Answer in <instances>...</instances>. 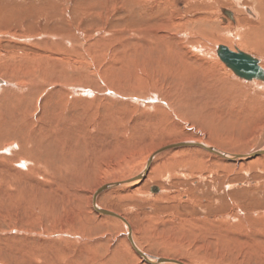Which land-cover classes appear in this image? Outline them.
Returning a JSON list of instances; mask_svg holds the SVG:
<instances>
[{
  "label": "rangeland",
  "instance_id": "rangeland-1",
  "mask_svg": "<svg viewBox=\"0 0 264 264\" xmlns=\"http://www.w3.org/2000/svg\"><path fill=\"white\" fill-rule=\"evenodd\" d=\"M245 2L255 6L253 1ZM234 6L229 0H0V153H4L0 154V218H5L0 220V264H152L129 250L126 228L97 214L90 198L97 186L111 182L114 177L115 180L137 177L143 172L150 152L164 143L203 139L232 153L247 152L259 144L264 124L262 128L256 123L233 128L226 119L223 123L215 122L207 109L201 111L191 102L192 89L196 87L176 86L177 80L171 78L170 71L162 70L176 66L166 57L162 59L167 51L164 41L157 46L152 44L161 36L168 39L167 48L173 45L170 38L183 42L182 47L177 43L174 47L201 56L219 73V79L213 76L209 81L235 85L233 92L236 89L238 92L234 94L241 100L235 99L230 106L240 110L243 102L262 88L236 77L216 54L219 45L236 49L241 42L238 26L222 23L225 16L222 11H233ZM247 19L240 17L243 22ZM136 44L138 49L142 45L146 48L133 56ZM176 52L182 54L183 50L177 48ZM251 54L263 59L264 64L263 56ZM24 79L33 85L25 89L15 86ZM139 80L152 86L151 89L158 86L151 93L138 91ZM36 87L46 93L36 92ZM50 90L53 93L47 92ZM153 96L158 102L150 100ZM215 101L214 108L221 106L219 100ZM52 135L63 141L69 161L78 170L69 172L65 180L53 176V172L50 175L47 166L45 169L35 163L29 165L34 170L23 169V175L9 172L11 166L17 167L15 158L22 155L42 154L44 158L40 160L46 162L50 154H46V142L41 141ZM10 143H14L11 150L4 149ZM50 158L54 168L58 162L52 155ZM249 165L245 162L241 167L197 147L172 150L157 156L139 184L106 190L97 203L125 217L139 247L154 258L169 256L185 264H247L241 254L245 250L237 245L227 247L212 230L226 224H245L250 230L232 229L243 237L246 231L257 228L252 217L263 214L264 218V167L261 164L249 168ZM40 182L46 184L47 199L55 201L57 210L61 209L53 215L44 211L51 213L48 209L51 204L42 201L45 190L36 191ZM9 183H14L17 193L24 192L25 187L36 195L39 192L32 203L35 205L22 203L21 207L14 202L12 207L8 201L13 197ZM154 187L157 190L153 191ZM202 224L206 225L203 230H209L208 235L204 233L206 236L199 229L204 227ZM181 226L189 228V238H179ZM152 237L182 242L185 253L164 255L167 253ZM231 249L235 252L229 254Z\"/></svg>",
  "mask_w": 264,
  "mask_h": 264
},
{
  "label": "bare ground",
  "instance_id": "bare-ground-1",
  "mask_svg": "<svg viewBox=\"0 0 264 264\" xmlns=\"http://www.w3.org/2000/svg\"><path fill=\"white\" fill-rule=\"evenodd\" d=\"M229 1H233L234 2V7L233 8V11L229 10V9H224V11H222L225 16L222 18L223 19V24L224 22H226L227 24H230V25H233V24H236L239 28V30L237 31L238 34L237 36L241 39V42L240 44L238 45V48L236 47L233 48L231 46H228L226 44L224 45H219V46H226L228 47L230 50L236 52L237 49L244 52V53H247L253 57H255L254 55H252L251 53H255L259 56H263L264 57V0H250V1H253L254 2V5L255 6H251L250 4L248 5L245 1H248V0H229ZM236 14V15H235ZM238 16V17H237ZM241 16H247V20L245 22H243L242 20H240V17ZM210 19V18H209ZM218 20V19H217ZM211 21V20H210ZM221 21V20H220ZM252 21V22H250ZM254 22V23H253ZM225 23V24H226ZM224 24V25H225ZM220 25V24H219ZM217 25V26H219ZM204 28V26H203ZM212 28L215 30V26ZM237 28V27H236ZM219 30V29H218ZM234 31V29H232ZM211 31V30H210ZM217 31V30H216ZM215 31V32H216ZM220 31V30H219ZM236 31V29H235ZM158 32V31H157ZM147 33V32H146ZM236 33V32H235ZM205 34V33H203ZM228 34V33H226ZM219 35V34H218ZM224 35V34H223ZM221 36V35H220ZM150 38V37H149ZM178 38V37H177ZM220 39V38H219ZM67 40V39H66ZM168 39L164 36H161L160 38H157V40L153 41L152 44H156V46L158 45V42H163V46L166 47L167 51L164 55V57H162V59H164L165 57L171 61H173L174 63H176V66H174L175 68H170L168 69L167 67H162V70H165V71H170V75H171V78L172 79H175L177 80L175 82V85L176 86H179V85H187V87H189L190 89H192V86L193 87H196L197 91L192 89L194 91V94H192V98H191V102H194L193 105L196 107L198 106V109H200L201 111H206V109L208 110V115L209 116H213V118H215V122L218 123V121L220 123H223L224 120L226 119L228 121V126L229 127H233V128H236V127H245V125L248 124H254L256 123L257 126L259 124V127H261V125L264 124V80H260V79H252L250 81L248 80H245V81H248V82H251L255 85H258V86H261L262 88V91H259L255 96H251L250 98H248V100H245L243 102L244 105L241 106L240 110L237 109V107H231L230 103L233 102V101H238V100H241L239 98H237L234 94L235 92H238L236 89H235V92H233L234 89H232L233 87H235V85L233 83H222L221 85V82L219 81L218 83H213L211 81H209V79H211V77L213 78V76L216 78V79H219V73L216 74L212 68L210 67V65L205 61L204 58H202L201 56H195L194 53H192L191 51L190 52H187L188 50L185 48V49H182L181 47L183 46L181 43H178L180 41L174 39L173 38H170V41H171V44L173 43L172 46L168 47L167 48V41ZM234 40V39H233ZM239 40V39H237ZM61 41V40H60ZM69 41V40H68ZM173 41V42H172ZM224 41V40H223ZM222 41V42H223ZM67 42V41H66ZM145 42V41H144ZM168 42V41H167ZM230 42V41H229ZM53 43V42H52ZM58 43V42H57ZM148 43V42H147ZM177 43V44H180L179 46L181 47H177L178 49H181L183 50V53L182 54H177V52L175 53V48L174 47V44ZM221 43V42H220ZM176 44V46H177ZM219 44V43H218ZM222 44V43H221ZM233 44V43H232ZM62 45V43H61ZM139 44H136L135 45V48L133 49L134 52H132L133 56H135L136 54H139L140 52H142V50H144L146 48V46L142 45V46H139L141 48H137ZM236 45V44H235ZM155 46V45H154ZM186 46V45H185ZM218 46V48H219ZM148 49V47H147ZM151 49V48H150ZM60 50V48H59ZM125 50V49H124ZM58 51V50H57ZM65 52V51H64ZM67 52V51H66ZM150 52V50H149ZM104 53V52H103ZM148 53V52H147ZM202 53V52H201ZM131 54V55H132ZM203 54V53H202ZM216 54L218 56V59L221 60V58L219 57L218 55V52L216 51ZM51 55V54H50ZM115 56V55H114ZM122 56V55H121ZM126 56V55H125ZM151 56V54H150ZM154 56V55H153ZM159 56V55H158ZM216 56V57H217ZM103 57V56H102ZM131 57V56H130ZM161 57V56H159ZM55 58L56 55H55ZM54 58V59H55ZM59 58V57H58ZM118 58V57H117ZM256 59L259 60V66L264 70V64H263V59L261 58H258V57H255ZM62 59V58H61ZM96 59V58H95ZM154 59V58H153ZM156 59V58H155ZM165 60V59H164ZM192 60H196L193 62V65L191 64V61ZM219 60V61H220ZM48 61V60H47ZM64 61V60H63ZM94 61V59L92 60ZM96 61H99L98 58ZM139 61V60H138ZM62 62V61H61ZM162 62V61H161ZM221 62L223 63V61L221 60ZM39 63V62H38ZM37 63V65L40 67V65ZM52 63V62H51ZM59 63V62H58ZM63 63V62H62ZM101 63V62H100ZM140 63V62H139ZM160 63V62H159ZM34 64V63H33ZM55 64V63H54ZM97 64V63H96ZM147 64V63H146ZM224 64V63H223ZM100 65V64H99ZM194 65H197L194 66ZM12 66V65H10ZM24 66V65H23ZM46 66V65H45ZM67 66V65H66ZM110 66V65H109ZM198 66H200L201 68L199 69ZM224 66H226L224 64ZM37 67V66H35ZM68 67V66H67ZM96 67V66H95ZM227 67V66H226ZM10 68V67H9ZM43 68V67H42ZM106 68V67H105ZM218 68V67H217ZM228 68V67H227ZM33 69V68H32ZM49 69V68H48ZM67 69V68H66ZM65 69V71H66ZM127 69V68H126ZM136 69V68H135ZM230 69V68H229ZM44 70V69H43ZM52 70V69H51ZM57 70V69H56ZM63 70V69H62ZM231 70V69H230ZM35 71V70H34ZM86 71V70H85ZM141 71V70H140ZM213 71V72H212ZM220 71V70H219ZM25 72V71H24ZM36 72V71H35ZM42 72V71H41ZM46 72V70H45ZM69 72V71H68ZM67 72V73H68ZM72 72V71H71ZM155 72V71H154ZM230 72H233L232 70ZM33 73V72H32ZM66 73V72H65ZM102 73V72H101ZM106 73V72H105ZM168 73V74H169ZM225 73V72H224ZM228 73V72H227ZM234 73V72H233ZM35 74V73H34ZM42 74V73H40ZM72 74V73H71ZM70 74V75H71ZM100 75V73H98ZM221 74V72H220ZM226 74V73H225ZM29 75V74H28ZM52 75V73H51ZM65 75V74H64ZM92 75V74H91ZM147 75V74H146ZM235 75V73H234ZM10 76V75H9ZM48 76V75H47ZM66 76V75H65ZM95 76V75H94ZM140 76V72L138 73V77ZM228 76V74H227ZM226 76V77H227ZM236 76V75H235ZM80 77V76H79ZM238 77V76H236ZM35 78V77H34ZM33 78V79H34ZM148 78V77H147ZM231 78V77H229ZM228 78V79H229ZM240 78V77H238ZM31 79V78H30ZM32 79V80H33ZM37 79V78H36ZM41 79V78H40ZM57 79L59 80V78L57 77ZM65 79V78H64ZM64 79H62L63 81H65ZM73 79V78H72ZM140 79V77L138 78ZM223 79V77H222ZM242 79V78H241ZM44 80V79H43ZM46 80V79H45ZM55 81V82H59V81ZM61 80V79H60ZM61 80V81H62ZM113 80V79H112ZM6 81V80H5ZM8 81V80H7ZM34 81V80H33ZM42 81V80H41ZM48 80H46L47 82ZM95 81V80H94ZM110 81V80H108ZM244 81V79H243ZM50 82V81H49ZM71 82V81H69ZM68 82V83H69ZM77 82V81H76ZM138 82V81H137ZM142 80H139V87L140 88H137L138 91L140 90H144L145 92H152L153 89H156L157 86H154L153 89L152 86H149V85H145L143 83H141ZM224 82V81H223ZM2 83V82H1ZM0 83V84H1ZM6 83V82H5ZM11 83V82H10ZM52 83V82H51ZM63 83V82H62ZM78 83V82H77ZM107 83V82H106ZM109 83V82H108ZM12 84V83H11ZM37 84V83H36ZM82 84V82H81ZM80 84V85H81ZM241 84V83H240ZM243 84V83H242ZM30 85H33L29 80H19L17 81V83L15 84V86H20L21 89H25L27 88V86L29 87ZM39 85V84H38ZM49 85V84H48ZM51 85V84H50ZM63 85V84H62ZM66 85V84H65ZM92 85V84H91ZM99 85V84H98ZM41 86V85H40ZM52 86V85H51ZM112 86V85H111ZM115 86V85H114ZM113 86V87H114ZM118 86V85H117ZM241 86V85H240ZM253 86V85H252ZM7 87V86H5ZM4 87V88H5ZM9 87V86H8ZM11 87V86H10ZM33 87V86H31ZM47 87V86H45ZM89 87V86H88ZM151 87V88H150ZM216 87V88H214ZM219 87V88H218ZM248 87V86H247ZM3 88V87H2ZM30 88V87H29ZM37 89L36 92H43V94H45L46 92L43 91L44 89H42L41 87H36ZM48 88V87H47ZM93 88V86H92ZM115 88V87H114ZM218 88V89H217ZM243 88V87H242ZM16 89V88H15ZM66 89V88H65ZM175 90H178V88H174ZM173 89V90H174ZM253 89V88H252ZM258 89V88H257ZM59 90V89H58ZM57 90V91H58ZM251 90V89H250ZM21 91V90H20ZM84 91H90V90H86L84 89ZM94 91V90H93ZM135 91V90H134ZM154 91V90H153ZM157 92V90H155ZM28 92H31V89L30 91ZM45 92V93H44ZM47 92H52V90L50 91H47ZM63 92V91H62ZM95 92V91H94ZM256 92V91H255ZM53 93V92H52ZM52 93H51V96H52ZM58 93V92H57ZM88 94L90 92H87ZM136 93V92H135ZM134 93V94H135ZM138 93V92H137ZM140 93V92H139ZM138 93V94H139ZM248 93V91H247ZM245 92V95L247 94ZM55 94V93H54ZM60 94V93H59ZM91 94V93H90ZM94 94V93H93ZM92 94V95H93ZM97 94V93H96ZM95 94V95H96ZM35 95V94H34ZM41 95V94H40ZM50 95V94H49ZM48 95V96H49ZM57 95V94H56ZM239 95H240V92H239ZM237 95V96H239ZM252 95V94H251ZM44 96V95H43ZM134 96V95H133ZM191 96V95H190ZM189 96V97H190ZM242 96V93L241 95ZM5 97V96H4ZM25 97V96H24ZM63 97V96H62ZM60 98L62 99L63 102H65V98ZM145 97V96H144ZM235 97V98H234ZM246 97V96H245ZM32 98V97H31ZM58 98V97H57ZM73 98V97H72ZM112 98V97H111ZM141 98V97H140ZM215 100H219L218 103L221 104V106H225L226 109H221V106H217L216 108H214V99ZM4 99V98H3ZM33 99V98H32ZM37 99V98H36ZM41 99V98H40ZM142 99V98H141ZM236 99V100H235ZM244 99V98H242ZM2 100V99H1ZM21 100V99H20ZM50 100H53V99H50ZM150 100L152 102H158V98L157 97H151ZM174 100V99H173ZM181 100V99H180ZM187 100V99H185ZM55 101V100H54ZM74 101V100H72ZM188 101V100H187ZM243 101V100H242ZM23 102V101H22ZM48 102V101H47ZM61 102V101H60ZM76 103V101H74ZM73 102V103H74ZM78 102V101H77ZM98 102V101H97ZM216 102V101H215ZM52 103V102H51ZM54 103V102H53ZM52 103V105H53ZM79 103V102H78ZM144 103V102H143ZM176 103V102H175ZM16 104V103H15ZM21 104V103H20ZM48 104V103H47ZM58 104V103H57ZM62 103H60L59 105L61 106ZM241 104V102H240ZM6 105V104H5ZM65 105V104H64ZM80 105V104H79ZM183 105V104H182ZM17 106V105H16ZM49 106V105H48ZM55 106V105H54ZM63 106V105H62ZM71 106V105H70ZM78 104L76 105V108H77ZM46 107V106H45ZM73 106H71L70 108H72ZM79 107V106H78ZM178 107V106H177ZM231 107V108H230ZM4 108V107H3ZM43 108V107H42ZM57 108V107H56ZM55 108V109H56ZM60 108V107H58ZM62 108V107H61ZM44 109V108H43ZM49 109V108H48ZM51 109V107H50ZM63 109V108H62ZM78 109V108H77ZM100 109V108H99ZM216 109V110H214ZM58 110V109H57ZM60 110V109H59ZM79 110V109H78ZM80 110L81 107H80ZM27 111V110H26ZM45 111V110H44ZM48 111V110H47ZM46 111V112H47ZM50 111V110H49ZM70 111V110H69ZM73 110H71L72 112ZM76 111V109H75ZM45 112V113H46ZM54 112V110H53ZM56 112V111H55ZM58 112V111H57ZM60 112V111H59ZM70 112V113H71ZM82 112V111H80ZM93 112V111H92ZM3 113V112H2ZM48 113V112H47ZM51 113V112H50ZM49 113V115H50ZM75 113V112H74ZM34 114V113H33ZM56 114V113H55ZM69 114V113H68ZM76 114V113H75ZM79 114V112L77 113ZM15 115V113H14ZM43 115V114H42ZM48 115V114H47ZM52 115V114H51ZM62 115V114H61ZM61 115H57V116H61ZM53 116V115H52ZM70 116V115H69ZM83 115H81V119L83 118L82 117ZM45 118H47L46 116H44ZM68 117V116H67ZM9 118V117H8ZM70 118V117H69ZM75 118V117H74ZM77 118V117H76ZM80 118V117H79ZM196 118V117H195ZM28 119V118H27ZM50 119V118H49ZM78 119V118H77ZM132 119V118H131ZM46 120V119H45ZM50 120H53L52 118ZM55 120V119H54ZM59 120H60V117H59ZM58 120V121H59ZM68 120V119H67ZM41 121V120H40ZM57 121V119H56ZM65 121V120H64ZM75 121V120H74ZM31 122V121H30ZM45 122V121H44ZM73 122V120H72ZM75 122H78V120H76ZM263 122V123H262ZM47 123V122H46ZM45 123V124H46ZM57 123V122H55ZM48 124V123H47ZM60 124V123H59ZM71 124V123H69ZM76 124V123H75ZM219 124V123H218ZM26 125V124H25ZM74 125V124H73ZM52 126V125H51ZM62 126V125H61ZM61 126L59 128H61ZM66 126V125H65ZM78 126V125H77ZM223 126V125H222ZM253 126V125H252ZM89 127V126H88ZM226 127V126H225ZM247 127V126H246ZM64 128V127H63ZM67 128V127H66ZM65 128V130H66ZM79 128V127H78ZM262 128V127H261ZM57 129V128H56ZM111 129V128H110ZM259 129V128H258ZM9 130V129H8ZM231 130H234V129H231ZM75 131V130H74ZM106 131V130H105ZM229 131V130H228ZM264 131V130H263ZM43 132V131H42ZM44 132L46 133L47 131L44 130ZM43 132V133H44ZM67 132V131H66ZM37 133V132H36ZM59 134V133H58ZM71 134V131L70 133ZM76 134V133H75ZM263 135L261 136V141L259 142V144H256L254 145V147H252L249 151L247 152H243V153H232V152H228L227 151H224L222 148L218 147V146H215V145H212L208 142H206L205 140L203 139H177V140H174L173 142L171 143H164L163 145H160L158 148L156 147L155 149H153L149 156L147 157V160L146 162L144 163V168H143V172L140 173L137 177H134V178H131V180L133 179V181L131 183H128V184H124L122 186L125 187H131V186H134V185H137L139 184L140 180L139 178L142 176L143 173H145V171L147 170V172L150 170L151 166L154 164V162L156 161L157 159V156H160V154H165L167 153L168 151H171L172 150H177L178 149H184V148H188V147H191L189 145H201V147H197L195 146V148H200L201 150H204L206 152H208L209 154H212L214 156H217V158H221L225 161H229V162H235L237 164H240V166L242 167L245 162H249L250 165H249V168H252L253 166L256 167V166H260L261 164L263 165L262 167H264V133H262ZM48 132L45 136H48ZM51 135V134H50ZM44 136V135H42ZM53 136V135H52ZM71 136V135H69ZM113 136V135H112ZM28 137V136H27ZM33 136H31L32 138ZM38 137V135H37ZM49 136V138L47 139L46 137L42 138L44 141H41V142H46V147H47V151H46V154H50L48 156L51 157L52 155V158H55L58 162V164H56V166L53 168V164H52V167H51V160L49 161V159H51L50 157H48L46 160V162H42L40 159V157H43L42 154L38 156H35V157H32V156H29L28 154L26 155H22V156H19L17 158H15L14 161H16V164H17V167L14 168V167H10L9 168V172L12 173V174H15V175H20L22 174L23 175V169H30L31 167H29L30 164H33L34 163L36 164V166L38 165H42L43 168L46 169V166L51 175V172L53 176H60V178H63V180H65L64 178L69 174V172H71L73 169L74 170H78L74 165L73 161H69L68 159V153L69 151L65 150V146L63 144V141L60 140V138H57L56 136H53L51 137ZM39 139V138H37ZM26 140V138H25ZM72 140V139H71ZM10 141V140H9ZM82 141V140H81ZM6 142V141H5ZM36 142V141H35ZM34 142V143H35ZM37 143V142H36ZM35 143V144H36ZM78 143V142H77ZM14 143H10L8 145H5L4 146V149H7L8 151L11 150L10 149V146L13 145ZM21 144V143H20ZM24 144V143H23ZM75 144V143H74ZM17 145V144H16ZM73 145V144H72ZM27 146V144H26ZM38 146V144H37ZM36 146V147H37ZM44 146V145H43ZM77 146V145H76ZM194 146L192 147L194 149ZM23 147V146H22ZM41 147V145H40ZM45 147V146H44ZM52 147H54L52 149ZM17 148V147H16ZM19 149V148H18ZM39 149V148H38ZM45 149V148H44ZM70 149V148H69ZM46 150V149H45ZM188 150V149H187ZM192 150V149H191ZM198 150V149H197ZM36 151V150H35ZM100 151V150H99ZM15 153V152H14ZM0 154H4V153H0ZM247 156V157H246ZM236 158L235 161H231L232 158ZM241 157V158H239ZM12 158V157H11ZM44 158V157H43ZM230 159V160H229ZM183 161V160H181ZM185 161V160H184ZM56 162V163H57ZM185 163V162H184ZM3 168V167H1ZM240 168V167H239ZM256 169V168H255ZM31 170H34L33 168H31ZM7 171V170H6ZM44 171V170H43ZM83 171V170H82ZM8 172V171H7ZM28 172V170H27ZM44 173V172H43ZM31 174V173H30ZM37 174V173H36ZM45 174V173H44ZM43 174V175H44ZM79 174V173H78ZM81 174V173H80ZM38 175V174H37ZM36 175V176H37ZM119 175V174H118ZM3 178L5 177L4 175H2ZM42 177V176H41ZM44 177V176H43ZM124 176H122L123 178ZM1 178V177H0ZM55 178V177H53ZM116 179V177H114ZM5 179V178H4ZM15 179V178H14ZM38 180V178H36ZM58 179V178H56ZM55 179V180H56ZM74 179V178H73ZM110 180L111 182H108V183H101L99 186H97L98 188L96 189V191L92 194L90 200H91V205H92V208L94 209V211L96 210L95 209V204L94 202L96 203V208H102L98 203V197L101 196V195H98V191L104 187V186H107V185H110V184H114V183H117V182H125V181H128L127 180H122V179H117V180ZM11 180V179H10ZM54 180V181H55ZM61 180V179H59ZM72 180V179H71ZM130 180V179H129ZM1 181V180H0ZM19 181V180H18ZM103 181V180H102ZM108 181V180H107ZM65 182V181H64ZM105 182V181H104ZM16 183V182H15ZM59 183V182H58ZM71 183V182H70ZM69 183V185H70ZM4 184V183H3ZM8 184V183H7ZM19 184V182H18ZM66 184V183H65ZM2 185V183H1ZM16 185V184H15ZM67 185V184H66ZM68 185V189H69V186ZM37 186V185H36ZM21 187V186H20ZM24 187V186H23ZM66 187V186H65ZM153 187V186H152ZM6 188V186H5ZM8 188V187H7ZM36 188V187H35ZM46 184H43V183H38V187L36 188V191H43V196H42V201L43 202H46L47 205H49L48 209L51 211V213L46 209L44 210L45 212H47L48 214H51L53 215L56 210H57V206L56 204L54 203L55 201H50L47 199L46 195H44L45 193H48V191L46 190ZM15 186H14V183H9V190L10 192H13V197L11 199H8V201L10 202V205L12 207H14L13 203L15 202V204H17L18 206L21 205L22 207V203L25 204V205H28L30 204V206H34L35 204H32L34 203V199L37 200V197L39 196V192H37V195L34 191L30 190L29 188H22L24 189V192L22 190V192H16L17 190H15ZM64 189V188H63ZM71 189V188H70ZM69 189V190H70ZM66 190V189H65ZM151 190V189H150ZM18 191H20L18 189ZM75 191V190H74ZM69 192V191H68ZM3 193V192H2ZM5 193H6V189H5ZM4 194V193H3ZM158 194V193H157ZM69 195V194H68ZM12 196V195H11ZM70 196V195H69ZM64 198V196H63ZM55 199V198H54ZM53 199V200H54ZM77 201V200H76ZM8 202V203H9ZM40 202V201H39ZM59 202V200H58ZM62 204V203H61ZM7 205V204H6ZM72 205V204H71ZM29 206V205H28ZM46 206V205H45ZM9 207V205H8ZM36 207V206H35ZM52 207V208H51ZM62 207V206H61ZM17 208V207H16ZM45 208V207H44ZM60 208V206H59ZM28 209V208H27ZM34 209V208H33ZM36 209V208H35ZM41 209V208H40ZM104 209V208H102ZM59 210V209H58ZM57 210V211H58ZM61 210V209H60ZM59 210V211H60ZM107 210V209H105ZM32 211V210H30ZM29 211V213H30ZM110 211V210H109ZM43 212V211H42ZM41 212V213H42ZM96 212V211H95ZM114 212V211H112ZM235 212V211H234ZM28 213V212H27ZM33 213H36L33 212ZM97 213V212H96ZM116 213V212H115ZM39 214V213H37ZM57 214V213H56ZM101 216H103L105 219H108V220H111V221H118L122 224L123 227L126 228L127 230V239H128V242H129V250L132 249L137 255L138 257L142 258L144 260V262L146 261L147 263H150L148 262L147 259H145L144 257H142L137 251H140L141 253H143L144 255H148L147 257H152L154 258L153 256L147 254L144 252V250L141 248V246L139 247V244L136 242V239H135V236L133 234V228L131 226V224L129 223V221L126 219V221H128L129 224H125L123 221H121L120 219L118 218H115V217H110V216H105L103 215L102 213H97ZM118 214V213H117ZM241 214V213H240ZM27 215V214H26ZM32 215V213H31ZM58 215V214H57ZM120 215V214H119ZM263 215V214H262ZM260 216V214L256 217H252L254 218V223L256 224L257 228L254 230V231H246V235L243 236L244 239H241L243 237H238V235L236 234V232H234L232 229L235 227V229H239V228H243L244 230H250V228L248 229V227L244 224H226L225 226L223 227H215L212 231L222 239L223 243L227 246V247H230L232 245H237V247H239L240 249L242 250H245V251H242L239 252L242 254V260L243 262H247V264H264V218L263 216ZM30 216V215H28ZM45 217V215H43ZM122 216V215H121ZM250 216V215H249ZM31 217V216H30ZM38 217V216H36ZM123 217V216H122ZM32 218H34V216H32ZM31 218V219H32ZM40 218V217H39ZM38 218V220H39ZM50 218V217H49ZM237 218V217H236ZM251 218V220H252ZM42 219V217H41ZM40 219V220H41ZM243 219V218H242ZM0 220L4 221L5 218H0ZM16 220V219H14ZM37 220V219H36ZM53 220V219H52ZM67 220V218H66ZM73 220V218H72ZM71 220V221H72ZM27 221V220H26ZM31 220H29L30 222ZM42 221V220H41ZM41 221H37V222H41ZM253 221V220H252ZM251 221V222H252ZM16 222V221H15ZM23 222V221H22ZM34 222V221H33ZM62 222V220H61ZM67 222V221H66ZM250 222V220H249ZM31 223V222H30ZM35 223V222H34ZM32 223V224H34ZM69 223V222H68ZM71 223V222H70ZM205 223V222H204ZM253 223V222H252ZM253 223V224H254ZM250 224V223H249ZM72 225V224H71ZM204 225V227H198L199 229H201V231H204L203 234L205 233L206 235H208L207 232H209V230L206 228L205 230H203L205 228V224H202ZM243 227H241V226ZM248 225V224H247ZM28 226V225H27ZM251 225H249L250 227ZM252 227V226H251ZM186 228V227H185ZM184 228V226H181L179 227L178 229V236L179 238H181V236H184L185 238H189L190 235V232L188 231L189 228H187V230ZM191 231L193 230V228L190 229ZM198 230V229H197ZM196 231V230H195ZM200 231V233H201ZM211 231V230H210ZM189 232V234L187 233ZM196 233V232H195ZM198 233V232H197ZM212 233V232H211ZM240 233V232H239ZM192 234L196 236V234H194V231H192ZM204 234V236H206ZM241 234V233H240ZM211 236H213L212 234H210ZM244 235V231H243V234ZM149 238V237H148ZM240 238L239 240L236 241V239ZM155 238L152 237V240H154ZM156 242H159L158 244L161 245L162 249H163V252H166L167 254H164V255H180L181 253H185V249L183 247V244L179 243V242H171V240L169 239H163L161 237H157L156 239ZM236 241V242H235ZM127 242V243H128ZM239 242V243H238ZM218 246V245H216ZM51 248V247H50ZM98 248V246H97ZM209 248V247H208ZM154 249V248H153ZM32 250V249H31ZM137 250V251H136ZM132 251V252H133ZM237 251V250H236ZM181 252V253H180ZM210 252V250H209ZM221 252V251H219ZM235 251H233L232 249L230 250L229 254H232L234 253ZM131 253V252H130ZM136 255V256H137ZM191 255V254H190ZM234 255V254H233ZM239 255V254H238ZM58 256V255H57ZM239 257V256H238ZM159 258H164V259H167L168 260V263H159V264H174L175 262H180V263H183V261L179 260V259H176V258H173V257H159ZM141 259V260H142ZM65 260V259H64ZM66 261V260H65ZM242 262V263H243ZM185 264V263H183Z\"/></svg>",
  "mask_w": 264,
  "mask_h": 264
},
{
  "label": "water",
  "instance_id": "water-1",
  "mask_svg": "<svg viewBox=\"0 0 264 264\" xmlns=\"http://www.w3.org/2000/svg\"><path fill=\"white\" fill-rule=\"evenodd\" d=\"M218 55L221 58V60L223 61V63L228 68H230L235 73L236 76H238L244 80H248V81H250L254 78L264 80V70L259 66V60L256 59L255 57H253L247 53H244L238 49L236 52H234L226 46H219ZM189 146L193 147L194 145H189ZM195 146L201 147V145H195ZM239 158H241V157H239ZM235 160H236L235 157L231 159V161H235ZM146 174H147V170L145 171V173L142 174V176L139 178V180L142 181L145 178ZM132 181H133V179L132 180L130 179V180L125 181V182L124 181L123 182H117L114 184L104 186L98 191V195H100L101 193H103L106 190H110L113 188L120 187L124 184L131 183ZM152 190L153 191L157 190V187H154ZM94 204H95V209H96L95 211L97 213H102L105 216L118 218L121 221H123L125 224H129L128 221H126V219L124 217H122L121 215H119L115 212L109 211V210L102 209V208H96V203L94 202ZM137 252L142 257L147 259L148 262H150L152 264H159V263H166V262L168 263L167 259L152 258L150 256L147 257L148 255H144L140 251H137ZM174 264H183V263L175 262Z\"/></svg>",
  "mask_w": 264,
  "mask_h": 264
}]
</instances>
